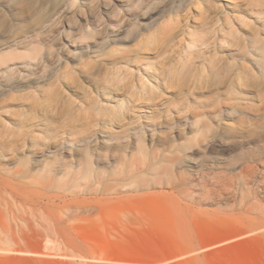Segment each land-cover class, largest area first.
I'll return each instance as SVG.
<instances>
[{"label": "rangeland", "instance_id": "rangeland-1", "mask_svg": "<svg viewBox=\"0 0 264 264\" xmlns=\"http://www.w3.org/2000/svg\"><path fill=\"white\" fill-rule=\"evenodd\" d=\"M258 39L264 0H0V264H264Z\"/></svg>", "mask_w": 264, "mask_h": 264}, {"label": "bare ground", "instance_id": "bare-ground-1", "mask_svg": "<svg viewBox=\"0 0 264 264\" xmlns=\"http://www.w3.org/2000/svg\"><path fill=\"white\" fill-rule=\"evenodd\" d=\"M257 42H259V45L256 46L258 53H257V55L252 54V56L249 58L250 66L243 62L246 57H243L241 62L238 63L239 64L238 65L239 71L241 73H244L243 75L241 74V77H242L241 79L244 80V78H243V76H244L246 78V84L248 82H250L251 78L255 75V73L253 72V68H257V70L259 72H261V74H264V40L261 41L258 39ZM200 43H203V41ZM187 47L189 48L191 46L189 44H187ZM258 71H257V73H258ZM153 77H154L153 79L155 81L154 80H152V81H154V82H152L151 79H146L143 76H139L138 80L140 81V83H139L140 85L138 86L136 84L137 85L136 87L140 88V92H142L145 95V97L151 101L154 99V97L156 95V91H155V89L157 87L156 83L159 80L155 75H153ZM116 96H117V92L113 93V96H112L113 99L116 98ZM114 101L116 103H113V104L107 103V104H102V105L100 104V100L99 101L97 100V102L96 101L95 102L99 105L100 111L107 110L110 113H112L115 117H121L122 116L121 109L122 108L129 109L130 105H133L137 101V98H136L134 93H131L125 98V100L115 99ZM91 103H94V99L91 101ZM232 109L237 110L239 112V114L244 112V109H242L241 107L233 106ZM207 113H210V115L215 117L218 113V108L216 107V105H214V106H212V111L210 110ZM198 115H202V113H198ZM208 128H209V126H208ZM97 131L99 132L98 135H100V136H103L102 134H105V132H106V130L103 129V126H99ZM94 133L95 132H92L91 135H93ZM98 135L94 136L95 140L91 146H93L96 141H99ZM106 141L107 140H101V142H106ZM137 141H138L136 143L137 148L141 152H143L145 149L143 139H138ZM87 164H88V162H87Z\"/></svg>", "mask_w": 264, "mask_h": 264}]
</instances>
